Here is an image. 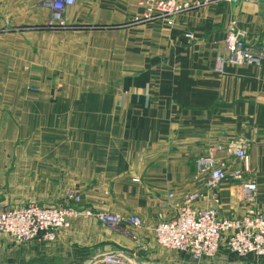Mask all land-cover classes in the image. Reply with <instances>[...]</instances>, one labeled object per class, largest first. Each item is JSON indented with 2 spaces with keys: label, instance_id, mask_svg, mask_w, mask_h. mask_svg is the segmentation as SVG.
I'll return each instance as SVG.
<instances>
[{
  "label": "crops",
  "instance_id": "1",
  "mask_svg": "<svg viewBox=\"0 0 264 264\" xmlns=\"http://www.w3.org/2000/svg\"><path fill=\"white\" fill-rule=\"evenodd\" d=\"M141 1L75 0L63 13L69 28L39 30L32 27L42 25L50 14L41 0H0V137L17 136L14 123L21 122L22 130L35 131L40 143L42 135L36 132L43 126L50 131L46 141L54 147L51 150L44 141L43 146H28L26 152L17 149L16 163L30 167L38 162L47 168L56 164L55 168L73 171L71 177L79 179L75 185L80 191L81 186L84 198L89 195L93 209L145 219L139 232L129 226L113 231L91 219L70 221L53 243L74 247L83 260L105 252H135L141 244L152 249L158 214L172 217L195 188L204 197L194 207H214L220 217L245 211L237 182H223L215 203L204 188V177L195 176V165L190 168L175 156L166 158L165 147H156L159 155L149 156L148 139L158 141L165 134L154 125L163 113L148 111L170 89L172 103L181 107L173 117L174 135L178 137L180 125L187 122L183 114L188 113L195 125L186 140L197 139L192 144L202 154L212 144L227 142L212 139L227 137L221 132L228 122L264 121V0H212L176 15L171 51L164 49L165 23L142 20ZM230 21L244 32L248 47L263 52L259 66L229 63L222 73L214 70L216 57L226 53ZM186 31L193 38L185 37ZM164 57H173L175 66H164ZM165 74L177 82L169 83L167 77L156 81ZM57 89L59 96L51 101L48 94ZM37 116H42L39 125ZM56 128L61 132H53ZM88 186L89 193L84 189ZM258 187L264 198V183L257 185V193ZM7 241L3 237L1 243Z\"/></svg>",
  "mask_w": 264,
  "mask_h": 264
},
{
  "label": "built area",
  "instance_id": "2",
  "mask_svg": "<svg viewBox=\"0 0 264 264\" xmlns=\"http://www.w3.org/2000/svg\"><path fill=\"white\" fill-rule=\"evenodd\" d=\"M211 1L142 0L144 13L141 19H159L170 26L176 15ZM41 2L50 10L47 24L50 27L66 28L63 13L75 0ZM185 36L193 38V33L186 32ZM244 36V32L236 28L232 21L228 23L224 38L226 53L216 57L213 66L216 72L222 73L229 63L261 64L263 52L248 47ZM246 144L241 139L227 144H212L206 154L198 157L195 176L204 177V188L209 191L211 199L217 197L220 185L226 180L238 182L242 199L250 204L249 207L241 215L220 217L214 207L193 206L204 197V192L195 188L176 206V213L172 217L164 218L158 214V221L152 228L157 245L187 252L194 259L212 256L220 249L238 256L249 253L264 256V208L255 205L257 182L248 176L250 165ZM65 199L55 205H45L34 200L14 206L0 203V244L3 237L12 243L32 239L54 240L57 233L68 228L71 219L79 215L93 217L113 231H121L128 226L134 229L145 227V219L138 214L123 215L106 210L79 209L77 203L80 194L72 189L66 191ZM87 264H127V258L120 251L105 252L91 258Z\"/></svg>",
  "mask_w": 264,
  "mask_h": 264
},
{
  "label": "rangeland",
  "instance_id": "3",
  "mask_svg": "<svg viewBox=\"0 0 264 264\" xmlns=\"http://www.w3.org/2000/svg\"><path fill=\"white\" fill-rule=\"evenodd\" d=\"M47 21L48 19L42 25L33 26L32 28L39 30L63 29L50 27L47 24ZM162 26L165 35L164 49L167 51H171L175 49L174 42L170 40L173 33V25L169 26L166 24H162ZM69 27L70 26L67 25L66 28ZM186 32L184 33V35L186 34ZM176 62L173 57H164L163 59L164 66L173 67L175 66ZM172 76L173 75L171 74L158 75L156 81L162 82V78L164 77L165 81L167 80V78H169L168 82L171 83L175 81ZM37 92L38 90H36V93ZM166 93L167 94L164 97V100L163 97H157L155 106L148 111L149 114L157 112L163 113L162 120H154V125L163 130V134H165L164 138L158 141L156 139H148L149 143L147 144V148L148 150L152 151V153H149V156H158L159 154L154 152V150L157 149L156 147H165L167 150V152H164L166 154V158H174L175 156L177 157L178 161L187 163L190 168H193L194 165L196 166L198 157H200L203 152H201L199 146H194V144H192L197 143V139L192 143L186 140L189 134H193L189 133V130L193 125H195V122L191 121L188 113L183 114V119H185L187 122L180 125V132L178 134V137H175V129L172 126L174 123L173 117L179 114V108L181 107H177L172 103L170 89L167 90ZM58 96L59 89L51 91V93L48 94V97L51 99V101L57 99ZM121 107L122 104H120L119 106L117 105V111L118 108L121 109ZM182 108L189 110L188 108L190 107ZM40 119L39 117L36 119L35 123L37 125H39L38 122ZM14 124H17L19 128V130H17V136H15L14 138L6 136L0 137V203L4 205H18L26 203L30 200H34L37 202V200L35 199H38L46 201L48 203H54L52 205H55L64 202L66 200V191L72 189L80 194V201L77 203V207L79 209H93L94 207L92 206V203L88 202L90 198L89 195H85L84 198L81 186L80 191L79 186L75 185V183H77L79 179L71 177L70 173L73 171L60 170V168H55L56 164H51L53 168H47L45 164L38 162L32 164V166L30 167V164L28 165L16 163L17 159H15L16 156L14 152L17 149L26 152V150H28V146H43L45 143L47 146H52V144L46 141L47 138L44 137L45 133L47 132L48 134L50 131H45V128H43V126H40L38 131L36 132L37 134L42 135V137L40 138L41 141L40 143H38V138L36 139L33 135L35 131L30 129L29 131L27 129L22 130L23 123L21 122ZM149 124H151V122H149ZM200 127L201 126H198V134L203 135L205 131ZM226 128L227 130H224L221 133L227 134V137L213 138V142L222 140L221 142L227 141L225 143L227 144L230 141H236L240 139L244 140L247 143V152L249 154L250 173L248 174V176L255 179L257 185L260 182L264 183V121L244 123L228 122V126ZM150 129L151 128L149 125V130ZM53 132L58 133L61 132V130L59 128H56L55 130L53 129ZM4 133L10 134L11 131H6ZM53 149L54 147L52 146L51 150ZM229 180L233 181L231 179ZM89 182L90 184H92L91 182H94V180ZM237 183L236 188L238 191V199H240L244 210H246L250 204L242 199L241 187L240 184ZM91 187L92 186H88L84 189L85 191H87V193H89V191L92 190ZM218 195L219 190L217 191V197L213 199L215 203L219 202ZM259 196L260 192L258 187V198L255 202V205L258 207H264V201L261 200H264V198ZM77 219H91L96 223L98 222L93 217L83 215L76 216L72 218L71 221ZM100 224L102 225V223ZM133 230H135L134 232L140 231L138 229ZM54 241L55 240L45 241L42 239H32L19 243H12L9 241L3 242L0 244V264H87L89 262L90 258L83 260L81 252L77 251L74 247L69 249L67 248V245L62 243L59 245V243H53ZM4 244L6 245L3 246ZM154 244L155 246L153 245L152 249H149L148 247H145L141 244L137 246L140 248V250H137L135 252L123 251L131 255L130 257L125 255L127 258V264H264V256H257L253 253L238 256L222 249L218 250L212 256L194 259L187 252L172 248L160 247L156 244L155 240ZM10 250L11 253H9Z\"/></svg>",
  "mask_w": 264,
  "mask_h": 264
},
{
  "label": "water",
  "instance_id": "4",
  "mask_svg": "<svg viewBox=\"0 0 264 264\" xmlns=\"http://www.w3.org/2000/svg\"><path fill=\"white\" fill-rule=\"evenodd\" d=\"M124 255H127V256H131L129 253H126V252H122Z\"/></svg>",
  "mask_w": 264,
  "mask_h": 264
}]
</instances>
